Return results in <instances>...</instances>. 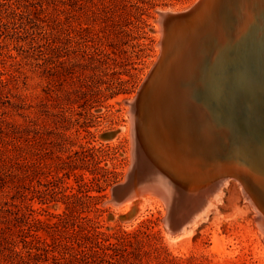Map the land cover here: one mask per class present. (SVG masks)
Instances as JSON below:
<instances>
[{"label": "rangeland", "instance_id": "rangeland-1", "mask_svg": "<svg viewBox=\"0 0 264 264\" xmlns=\"http://www.w3.org/2000/svg\"><path fill=\"white\" fill-rule=\"evenodd\" d=\"M57 1H31L33 7L26 9L10 0L11 8L30 10L33 19L46 15L53 26L61 21L58 25L69 35L62 36L61 50L52 57L44 49L34 50L37 40L45 37L42 30L24 33L19 21H12L5 11L7 7L0 8V80L6 85L0 88L3 127L28 129L27 136L19 134L22 137L16 153L20 165L17 184L23 193L12 191L10 179L3 186L0 183V264H18L5 239L15 242L13 249L26 257L27 250L17 236L19 229H26L23 213L34 222L36 236L47 243L53 238L61 242L72 239L65 233L73 229L69 225L80 223L79 218L90 219L111 243L128 235L119 239L123 246L107 251L113 259H89L86 264H264V238L255 213L233 179L221 188L220 199L195 221L198 223L189 224L202 205L176 215L162 197L148 190L145 205L137 213L136 207L126 212L124 204L108 202L111 188L125 181L133 163L132 107L146 92H150L149 97L154 92L162 70L175 55V35L197 24L199 8L195 7L200 1L110 0L111 14L101 10L103 3L108 5L107 0ZM2 3L6 1L0 0ZM40 7L46 8L45 14H37ZM164 11L180 14V20L162 22L168 38L159 30V14ZM5 17L9 18L6 26ZM82 28L90 33H74ZM60 74L63 79L59 82ZM136 94L140 96L134 102ZM148 95L137 105L133 134L145 129L147 115L139 111L143 104L142 110L146 109ZM114 132L113 137H105ZM5 140V136L0 137V149L14 156ZM26 164L30 166L27 179L23 177ZM135 168L141 178L148 176L136 161ZM133 177L130 188L135 186ZM145 182L136 188L145 190V184L152 183ZM72 194L75 199L68 200L66 196ZM18 210L19 221H15L10 213ZM67 213L72 220L63 228L60 217ZM175 218L176 223H169ZM54 223L59 224L56 230L51 228ZM214 236L222 242L219 253L212 250ZM29 264L70 263L57 255L56 260L41 257Z\"/></svg>", "mask_w": 264, "mask_h": 264}, {"label": "bare ground", "instance_id": "bare-ground-1", "mask_svg": "<svg viewBox=\"0 0 264 264\" xmlns=\"http://www.w3.org/2000/svg\"><path fill=\"white\" fill-rule=\"evenodd\" d=\"M199 1L198 22L175 35V55L162 70L154 92L150 97L149 91L144 92L134 107L129 105L135 125L139 100L148 95L146 109L142 110L143 104L139 111L147 115V122L135 134L139 155L134 157L148 176L138 178L141 183L135 180L119 205L124 204L126 212L135 207L139 211L145 205L146 190L162 197L176 215L202 205L191 224L216 205L221 188L233 179L253 209L264 238V0ZM167 16L180 14L160 12L159 20ZM160 27L165 37L166 24ZM221 174L228 177L198 198L192 197L200 185ZM145 181L152 183L139 191L136 187ZM171 190H176L173 200ZM212 243V250L221 252L217 237Z\"/></svg>", "mask_w": 264, "mask_h": 264}, {"label": "trees", "instance_id": "trees-1", "mask_svg": "<svg viewBox=\"0 0 264 264\" xmlns=\"http://www.w3.org/2000/svg\"><path fill=\"white\" fill-rule=\"evenodd\" d=\"M6 1L5 4H0L1 7H7L5 9L6 12H8L9 16H11L12 21L13 18L15 20H18L24 33H36V30H42L45 35L44 38L38 39L37 42L34 45V50L36 48H40L39 51L46 52V55L48 57H52L53 54L61 50V44L60 41L63 40L62 36L69 35L68 31H65L62 29V25L60 24L61 21H58L55 26L48 23V19L46 15H44L43 18H31V12L28 10L17 12L16 8H11L10 0H3ZM21 4V7H24L26 9H30L32 4L31 1L36 0H16ZM54 3L58 4L57 0H52ZM105 1V0H103ZM103 3L101 5V10L103 13L111 14L112 7L109 5ZM29 2L30 5L27 3ZM46 8L40 7L39 14H45ZM94 14V12H92ZM9 21V18L5 17L3 25L6 26V23ZM2 23V21L0 20ZM41 24V25H40ZM77 34H83V33H90L87 28H82L80 30H77V32H74ZM17 38H21V36H17ZM27 51V50H26ZM58 57V55H57ZM50 60V58H47ZM47 61V60H45ZM58 62L60 64V61L58 59ZM100 62V61H98ZM63 64V62H61ZM59 74V72H58ZM59 82L63 79V76L60 74L58 77ZM88 78V77H86ZM6 88L5 82L0 80V88ZM2 92V91H1ZM6 98V96H4ZM3 98L2 94H0V100ZM3 113L0 111V137L5 136V146L11 147V150L14 152V156H7L5 153V150L0 149V183L2 186L5 184L6 179H10L11 181V189L15 194L23 193L21 191V187L17 184L18 175L16 174V170L19 169L20 165L17 162V156L16 153L19 149V139L22 136H19V134L28 135L27 128L26 127H20V126H13L11 125L4 128V120L2 119ZM20 130L22 132H20ZM27 139V138H26ZM27 141V140H26ZM29 164H26L24 166L25 172H24V178H28V172H29ZM22 198H26V196H22ZM68 200L75 199V196L72 194L70 196H66ZM23 199V200H24ZM26 207V206H25ZM19 211H12L10 213L14 220H18ZM27 214L23 213L21 215V218L24 220V223L26 225V229H19L17 236L21 239L22 243L24 244V247L26 248V257L19 254V252H16L13 249V244L15 242L11 240L5 239L7 241L6 247L10 251L11 256H15V259L17 260L18 264H29L30 260H36L40 259L41 257L45 258V261H47L49 258L56 260L57 255L61 257V259L66 260L70 264H86L89 259H96L101 257H108L110 259H113V256L111 253H108L107 251L113 252L117 247L123 246L120 245L119 239H126L128 238L127 234L123 235L119 239H115V243L110 242V238L106 237L104 234L96 231V228L94 227L92 221L87 218H79V224L75 226V224L71 226L73 228L70 233V240L68 241H57V238H53L51 243H47L45 240L40 239L36 236L35 230H33L34 222H29ZM72 220V216L70 214H65L64 216L60 217V223H62L63 228H68L67 224L69 221ZM19 221V220H18ZM59 227V224L54 223L51 228H54L55 230ZM73 241V242H72ZM76 245V247L74 246ZM126 245L129 244V242L125 243ZM124 244V245H125ZM10 247H9V246ZM109 264H113L112 262H108Z\"/></svg>", "mask_w": 264, "mask_h": 264}, {"label": "water", "instance_id": "water-1", "mask_svg": "<svg viewBox=\"0 0 264 264\" xmlns=\"http://www.w3.org/2000/svg\"><path fill=\"white\" fill-rule=\"evenodd\" d=\"M177 20H180V17H177V16H175V17H168L167 16V17H163L162 20H160V23L162 21H167V22L168 21H170V22L172 21V22H175ZM210 93H212V92L210 91ZM137 95L138 94H136V96L134 98V101L137 99ZM135 128H136L135 125L134 124H131L130 132H131V137H132V144L135 141L134 140L135 139V134L132 133V132H135V130H136ZM114 135H115V132L114 133L107 134L105 137L106 138H111ZM131 153H132V161H133V163L131 164L130 171L128 172V174L125 177V181L123 183L117 184V185H115L114 187L111 188V198L108 200V202L111 203V204H117V203L123 201V199L126 196L127 192L130 190V186H131L130 183L131 182L129 180L131 179V176H132V180L134 178L133 176H135V179L134 180H136L138 178L139 179L141 178L139 176V173L137 171H135L136 170V168H135V161L133 160L135 156L137 157L139 155V148H136V147L134 148V146H133V149L131 150ZM146 155H147V160H148L149 154H148L147 151H146ZM148 165H149V162H148ZM133 171H135L134 174H133ZM140 175H143V174H140ZM226 177H228V175H226V174H221V175H217V176L212 177L210 180H208L207 182H205L202 185H200V187L198 188V191L195 193V195H192L191 194L192 197L198 198L201 195L202 192L204 193V192L210 190L218 181H220L221 179L226 178ZM138 182L141 183L139 180H138ZM176 187L179 188V186H176L175 185V188ZM175 194H176V190H175V192L171 190L170 191V199L173 200ZM193 202L191 203V205L193 204ZM261 217H262V224L264 226V215H261ZM121 219L124 220L123 217H121ZM171 220L172 221H169V223H171V222L172 223H176V218L174 220L173 219H171Z\"/></svg>", "mask_w": 264, "mask_h": 264}]
</instances>
